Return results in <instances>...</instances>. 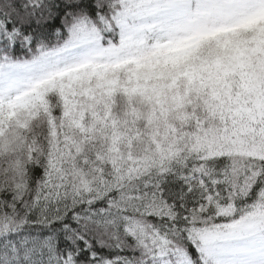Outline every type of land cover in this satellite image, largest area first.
<instances>
[{"label": "snow or ice", "instance_id": "6c2138e0", "mask_svg": "<svg viewBox=\"0 0 264 264\" xmlns=\"http://www.w3.org/2000/svg\"><path fill=\"white\" fill-rule=\"evenodd\" d=\"M0 264H264V0H0Z\"/></svg>", "mask_w": 264, "mask_h": 264}]
</instances>
